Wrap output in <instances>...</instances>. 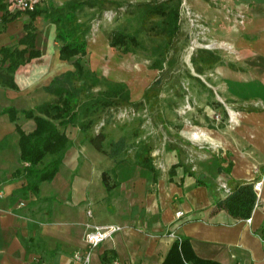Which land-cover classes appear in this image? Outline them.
I'll return each instance as SVG.
<instances>
[{"label": "crops", "instance_id": "crops-1", "mask_svg": "<svg viewBox=\"0 0 264 264\" xmlns=\"http://www.w3.org/2000/svg\"><path fill=\"white\" fill-rule=\"evenodd\" d=\"M69 1L39 0L36 10L42 13L33 20V50L39 56L15 71V88L0 80V264H78L73 256L85 249L90 225L121 227L93 250L91 264H163L178 237L203 261L264 264V0H189L209 31L221 23L219 41L228 50L205 82L220 97L221 107L214 117L206 114L191 137L215 147L216 153L168 150L159 166L153 159L154 174L132 163L116 164L83 137L78 144L69 139L72 146L55 176L40 183L36 192L13 199L27 184L18 174L23 165L16 127L26 134L35 128L21 112L38 107L29 103L39 80L50 83L56 77L53 71L59 74L68 67L59 58L62 42L43 49L40 32L52 24L45 18L50 8ZM1 3L0 50L25 49L20 40L29 13H17L4 24L5 0ZM55 40L60 42L56 35ZM43 53L52 54L55 62L43 63ZM7 66L0 55V78ZM11 108L18 111L16 121L6 113ZM20 117L27 130L20 126ZM112 170L117 186L108 192L101 174ZM197 179L210 186L196 185ZM229 180L262 182L249 223L224 211L212 212L214 202L226 197ZM177 212L183 216L177 218Z\"/></svg>", "mask_w": 264, "mask_h": 264}, {"label": "rangeland", "instance_id": "rangeland-1", "mask_svg": "<svg viewBox=\"0 0 264 264\" xmlns=\"http://www.w3.org/2000/svg\"><path fill=\"white\" fill-rule=\"evenodd\" d=\"M189 3V0L67 2V5H76V20L85 29L87 54L80 61L84 78L80 80L74 76L73 62L77 57L66 62L68 67L64 72L57 74L53 71L54 75L70 73L68 78L83 102L92 103L103 98L101 93L115 84L124 87L128 99L125 105L90 106L93 109L88 114L84 111L89 105L81 108L75 125L61 128L70 140L78 144L82 139L79 125L91 119L90 134L102 131L107 137L106 142L126 138L127 145L132 146L126 154L128 161L123 162L126 164L133 163L134 151L140 144L151 146L156 166L161 164L160 159L167 153L168 147L181 148L183 153L189 154L194 150L217 152L205 141H194L192 133L196 126L205 123L206 114L213 116L221 107L220 97L205 82L209 83L206 75L215 64L220 63L221 56L228 54V50L219 41L221 23L218 22L217 29L213 26L209 31L202 15L195 12ZM158 4H163L166 12L171 14L178 11L175 24L173 18H147L146 6ZM56 7L50 8V12ZM211 8L217 9L215 6ZM114 33L134 38V44H130L127 52L121 46H112ZM55 35L52 24L40 32L43 49L53 41L61 45L55 40ZM202 51L212 52L220 60L206 65L200 58L208 55L201 54ZM53 58L52 54L43 53L42 61L51 63ZM48 83L47 78L37 82L30 105L57 101L56 96L42 90L43 85ZM148 88H151L149 99L143 100V93ZM86 115L89 117L84 118ZM20 120V126L27 130L28 123L23 117Z\"/></svg>", "mask_w": 264, "mask_h": 264}, {"label": "trees", "instance_id": "trees-1", "mask_svg": "<svg viewBox=\"0 0 264 264\" xmlns=\"http://www.w3.org/2000/svg\"><path fill=\"white\" fill-rule=\"evenodd\" d=\"M0 0V11L4 10V6ZM76 5H64L46 14L45 18L56 26V39L62 42V47L59 50V58L63 61H69L77 57L73 62L75 69L74 76L80 80L84 78V70L81 66V59L86 56V40L85 29L83 25L79 24L75 17ZM42 13L41 10H35L29 13L30 21L25 24L26 35L20 40V44L25 46V49L17 48H2L0 55L4 62H8V66L4 71V75L0 80L5 86L16 87L13 81V74L19 66L25 64L33 58L39 56V53L34 51L35 27L33 20ZM17 15L6 13L1 17L2 23H7L13 20ZM146 16L148 19L158 17H167L175 24L178 19V11L172 14L166 12L163 4L147 5ZM175 30L178 29L174 25ZM112 46H121L125 52L129 50L130 44H134V38L114 33L111 37ZM31 49L28 52V50ZM26 54L28 56L26 57ZM200 60L206 65H213L220 59L212 52L202 51ZM69 74H62L54 77L51 82L42 88V90L49 95L57 97L55 103H45L33 110L22 111L26 119H32L35 128L31 133L26 134L19 126L16 127L19 135L20 145V160L23 167L18 171L21 178L26 180V185L13 193V199H23L29 192H36L39 184L44 181H50L58 172L67 150L72 146L65 132L61 128L74 126L79 117L80 109L88 106L86 114L92 112L93 107H109L112 105H125L128 102L127 95L124 93V87L119 84L112 85L108 91L101 93L104 97L97 99L94 102H83L79 97V91L72 85L69 80ZM148 88L143 93V100L149 99ZM115 99V101H114ZM138 105L139 103H134ZM6 113L9 114L12 121L17 120L18 111L15 109H8ZM88 118L89 115H86ZM92 126L91 119L79 125V131L82 134L83 141L87 142L97 152L103 154L109 159L114 160L116 164L127 162L126 156L132 146L127 145L126 138L121 137L117 140L106 142V135L99 131L98 133L90 134L89 130ZM167 150H175L173 147H168ZM152 148L148 144H140L134 151L133 163L134 165L157 173L153 165V157L151 155ZM173 166L170 173H173L175 168ZM229 172V168L226 169ZM102 184L106 191L110 192L117 186L115 181L114 171L103 172L101 174ZM256 182L234 181L229 180L227 183V195L223 199L216 200L213 204L212 212L224 211L235 220H246L250 217L255 204L257 202V195L254 190ZM196 185L209 187L210 185L202 179H197ZM163 264H217L212 261H203L195 258L191 254V250L186 239L178 237L165 259Z\"/></svg>", "mask_w": 264, "mask_h": 264}, {"label": "built area", "instance_id": "built-area-1", "mask_svg": "<svg viewBox=\"0 0 264 264\" xmlns=\"http://www.w3.org/2000/svg\"><path fill=\"white\" fill-rule=\"evenodd\" d=\"M39 0H5V11L9 14L17 13H31L37 9ZM197 20V16H195ZM195 20V21H196ZM197 22V21H196ZM254 190L257 195H260L262 192V182H256L254 184ZM2 196L0 195V198ZM257 202L255 207H257ZM183 216L182 212H177L176 217L180 218ZM246 222H250V219H247ZM121 227L118 225H90L86 228L84 234V242L86 247L81 252H76L73 256L74 260L78 264H91L92 252L97 248L104 240L111 237L115 233L119 232ZM173 234H170V237H173Z\"/></svg>", "mask_w": 264, "mask_h": 264}, {"label": "bare ground", "instance_id": "bare-ground-1", "mask_svg": "<svg viewBox=\"0 0 264 264\" xmlns=\"http://www.w3.org/2000/svg\"><path fill=\"white\" fill-rule=\"evenodd\" d=\"M224 47H225V45H224Z\"/></svg>", "mask_w": 264, "mask_h": 264}]
</instances>
